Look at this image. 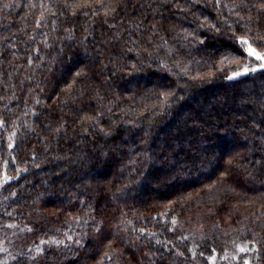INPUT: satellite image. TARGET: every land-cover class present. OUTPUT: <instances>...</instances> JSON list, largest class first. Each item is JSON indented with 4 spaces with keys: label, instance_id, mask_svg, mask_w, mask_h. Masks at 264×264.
<instances>
[{
    "label": "trees",
    "instance_id": "16d2710c",
    "mask_svg": "<svg viewBox=\"0 0 264 264\" xmlns=\"http://www.w3.org/2000/svg\"><path fill=\"white\" fill-rule=\"evenodd\" d=\"M261 5L0 0V221L23 237L1 264L263 250L264 69L228 78Z\"/></svg>",
    "mask_w": 264,
    "mask_h": 264
},
{
    "label": "rangeland",
    "instance_id": "374dc122",
    "mask_svg": "<svg viewBox=\"0 0 264 264\" xmlns=\"http://www.w3.org/2000/svg\"><path fill=\"white\" fill-rule=\"evenodd\" d=\"M247 40H249L247 37H243ZM250 42V40H249ZM251 43V42H250ZM253 47L257 48V50H264V48H259L256 47L254 44H252ZM246 48V46H245ZM239 58H233L232 60H234L237 63H241V59L238 60ZM243 63H241V67L240 69L233 71L231 73L230 76L233 75L234 72L240 71L242 72V74H245L243 72V67L246 65L249 69L251 68H257L260 69L258 67V65L260 64V61H256L254 58H249L247 57V60H243ZM245 62V63H244ZM251 70H249L248 72H250ZM246 72V73H248ZM241 74V75H242ZM7 175L8 177L12 178V173H10V171H7L6 168H1L0 169V188L3 187V185H5L3 178L4 176ZM11 180V179H10ZM9 180V181H10ZM200 225H202L203 223L206 224V220L204 217L200 218ZM9 225H12L13 227H9ZM20 230L15 226V224L6 221V223H3L0 221V264L3 262H6L10 256V252H12V250L15 248L14 244H17L18 241L19 243H21L20 241H23V237L20 236L19 238L17 237L16 233H19ZM244 244H240L237 248L236 251H234L231 255L232 258V262L233 264H244V261L247 260L249 262V264H264V243L261 242L260 244H262L260 247H263V250H254L253 248H249L247 245ZM38 246H35L34 248L37 249ZM242 246H247L249 248V251L246 253H241L239 251V248ZM7 253V254H6ZM261 253V254H260ZM6 254V255H5ZM235 257V258H233ZM215 261V259H214ZM221 264V263H218Z\"/></svg>",
    "mask_w": 264,
    "mask_h": 264
},
{
    "label": "snow or ice",
    "instance_id": "6c2138e0",
    "mask_svg": "<svg viewBox=\"0 0 264 264\" xmlns=\"http://www.w3.org/2000/svg\"><path fill=\"white\" fill-rule=\"evenodd\" d=\"M219 2H220V0H217V3H219ZM73 6L74 7H79L80 5L79 4H76V5H73ZM261 7H264V5H261ZM73 14H75V13H73ZM240 44L242 46H246L245 51L247 53V56L249 58H254L256 61H260V64L258 65V67L260 69H264V50H257V48L253 47L252 43H250L249 40H247L245 38H240ZM222 63H223V61H222ZM249 70H251V71L254 72V71L257 70V68H251V69H249L246 65L243 67V72L244 73L248 72ZM241 74H242V72L237 71V72H234L233 75L230 76V77H228V78L229 79H232V78H234L236 76H239ZM86 119H89L90 120L92 118L91 117H88ZM0 126H2V121H0ZM10 139H11V137H10ZM12 146L13 145H11V144L9 145V147H12ZM10 179H11L10 177H8L7 175H5L4 178H3V181H4V183H8V181ZM173 223H175L174 220H173ZM9 227H13V226L12 225H9ZM68 238L71 239L70 236ZM42 243H44V242L42 241ZM59 243H62V241L59 242ZM77 243H79V241H77ZM36 251L39 253V252H41V249L39 247H37ZM239 251L241 253H246V252L249 251V248L247 246H242V247L239 248ZM233 258H235V257H233ZM108 259H110V257H108ZM212 259L214 260L215 258L213 257ZM244 264H249V262L247 260H245L244 261Z\"/></svg>",
    "mask_w": 264,
    "mask_h": 264
}]
</instances>
